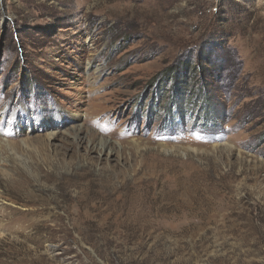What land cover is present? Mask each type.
Segmentation results:
<instances>
[{
    "label": "rangeland",
    "instance_id": "1",
    "mask_svg": "<svg viewBox=\"0 0 264 264\" xmlns=\"http://www.w3.org/2000/svg\"><path fill=\"white\" fill-rule=\"evenodd\" d=\"M0 264H264V0H0Z\"/></svg>",
    "mask_w": 264,
    "mask_h": 264
},
{
    "label": "bare ground",
    "instance_id": "2",
    "mask_svg": "<svg viewBox=\"0 0 264 264\" xmlns=\"http://www.w3.org/2000/svg\"><path fill=\"white\" fill-rule=\"evenodd\" d=\"M101 151H102V152H101L102 154H103V153L105 154L106 147H101ZM111 156H112V155H111Z\"/></svg>",
    "mask_w": 264,
    "mask_h": 264
}]
</instances>
